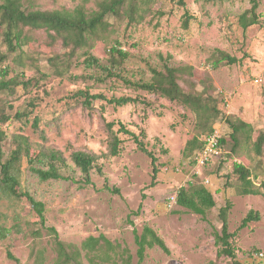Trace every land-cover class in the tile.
I'll return each instance as SVG.
<instances>
[{"label": "rangeland", "instance_id": "1", "mask_svg": "<svg viewBox=\"0 0 264 264\" xmlns=\"http://www.w3.org/2000/svg\"><path fill=\"white\" fill-rule=\"evenodd\" d=\"M98 1H90L86 7L96 10ZM185 2L183 7L177 0H140L132 16H108L107 25L92 42L94 47L77 49L70 59L62 58L69 53L62 40L53 41L45 30L28 31L29 40L17 52H10L0 40V55L8 57L2 65L12 68L9 77L32 80L27 87L23 83L13 85L0 94V111L9 117L0 120V128L7 134L4 159L16 149L15 139L22 136L30 142L33 155L40 148L60 151L68 163L61 172L70 177L42 181L23 155L19 190L44 203L45 225L54 227L64 243L81 250L86 238L103 234L115 246L90 254L81 250V264H230L227 256L217 258L220 246L214 237L221 233L219 214L225 206L229 231L235 232L231 241L237 259L242 264H264V256L260 255H264V197L243 195L244 184L234 173L235 163H241L252 173V187L262 189L264 146L258 152L255 141L264 133V0L258 10L261 24L246 30L239 17L251 7L250 0ZM22 3L28 11L62 10L74 9L82 0ZM186 9L193 15L188 28L184 26ZM116 43L124 45L130 54L123 64L114 65L120 76H107L99 67L86 66L87 52L102 65L110 66L109 48ZM221 52L236 62L223 61L213 68ZM164 64L179 68V83L185 91L201 93L208 97L210 106L217 105L220 113L212 124V115L199 117L180 103L133 85L150 81L151 67L162 69ZM81 90L107 98L138 97L140 101L116 106L97 99L87 107L77 95ZM30 111L29 123L26 117H16L17 113ZM35 116L40 118L38 129L31 124ZM230 120L240 127L238 133L233 134ZM113 121L123 122L137 134L146 133L141 138L157 157L160 169L154 186H149L151 158L129 135L120 134L124 139L121 154H110L107 123ZM212 126L226 138L229 154L196 168L191 164L196 148L187 150L189 141L194 136L202 138ZM79 150L98 157L104 175L94 169V185L83 184L82 173L72 160V154ZM105 178L120 192L105 188ZM206 178L209 184H205ZM190 181L208 188L214 196L216 205L206 209L205 215L178 204L168 206L169 195L182 187L189 188ZM141 202L143 206L135 214ZM250 210L258 211L260 219L241 228ZM0 226L10 230L6 238L0 239V264H17L8 257V251L20 264H56L55 235L40 223L26 198L0 192ZM145 226L164 239L170 254L155 246L147 249L140 262L134 231L142 234Z\"/></svg>", "mask_w": 264, "mask_h": 264}, {"label": "trees", "instance_id": "2", "mask_svg": "<svg viewBox=\"0 0 264 264\" xmlns=\"http://www.w3.org/2000/svg\"><path fill=\"white\" fill-rule=\"evenodd\" d=\"M92 0H82V3L76 6L74 9H62V10H26L23 6L22 0H0V40L3 41L10 52H17L25 42L30 38L28 31L34 30H45L53 41L62 40L63 46L69 50L68 57L62 55L63 60L65 58H71L77 49H81L84 46L89 45L93 48V40L97 36L98 31L107 25V17L110 15L120 16L122 13H127L132 16L134 11L137 10L139 6L138 0H100L98 1V9L89 10L86 7ZM178 3L185 7V0H177ZM261 0H250L251 7L242 13L239 17V23L244 30L248 29L253 25L261 24L260 13L258 12ZM127 9L124 10V7ZM133 18V17H132ZM193 19V15L186 9L184 13V26L189 27V22ZM109 53L111 55V65H102L100 60L95 56L91 55L90 52L85 53L87 58L85 59V64L88 67H99L107 76L118 77L119 73L115 72L113 68L115 64H123L130 56L127 48L121 43H116V45L109 48ZM8 59L6 55H0V94L6 90H10L13 85L22 84L27 87L32 80L27 82L16 80L15 77H9L12 68L9 65H2ZM225 61L228 64H233L236 62L235 58H231L229 54L221 52V57L215 62L213 68H217L218 65ZM66 62V61H65ZM70 65V61L67 63ZM152 78L148 82H138L133 83V85L138 88L145 90L149 93L160 95L163 98L175 101L190 108L197 116L202 115L211 116L212 124L220 113V109L217 105L210 106L207 102L208 97H204L201 93L187 92L185 91L179 83V68L164 64L162 69L156 67H151ZM77 95L82 98V104L87 107H92L93 102L97 99L106 100L110 104H115L116 106H126L128 104H135L140 101L138 97L131 96H121L107 98L103 94H92L89 90L78 91ZM30 112L17 113V118L26 117L27 123L30 122L29 115ZM214 114V115H213ZM9 117L5 116V113L0 111V120H8ZM40 118L35 116L31 124L39 128ZM233 127V134L239 132L240 127L235 125L231 120L229 121ZM242 126H250L248 123H242ZM119 127L115 129V126ZM107 129L110 138V154L113 156H118L121 154L122 145L124 139L120 137V134L129 135V137L137 145V148L147 154L151 158L152 162V180L150 187L157 183V176L160 171L157 164V157L152 151H149L146 144L141 137L146 135L144 131L139 134L130 130L123 122H109L107 123ZM214 126H212L208 132H206L202 138L194 136L188 144V149L195 152L192 155L191 164L195 165L194 158L196 154L203 148L205 140L204 137L209 135L214 131ZM7 138L6 132L0 128V192L14 196L18 199L26 198L28 202L32 205L34 211L37 213L40 223L47 227L55 235L56 243L55 248L57 251V261L56 264H69L71 262L75 264H81L80 257L82 255L81 250L87 252V254L97 252L100 249H104L107 246L108 249L113 250L114 244L105 235L100 234L99 236H89L82 242V249L75 247L71 244H66L59 239L57 230L54 227L46 226V216H45V205L41 201H37L34 196L28 192H22L19 190L20 187V171L19 163L22 160L23 155H25L29 162L30 170L36 174L40 180L48 181L50 179H70L69 176L62 174L61 170L68 166V163L63 156V154L54 149H43L40 148L36 151L35 155L31 154V144L28 139L18 136L15 139L17 143L16 149L13 150L10 157L4 159L3 143ZM222 143L226 148L227 140L223 136ZM264 146V133H260L258 139L255 141V148L258 152L262 150ZM229 152L224 153L222 157H226ZM223 159V158H222ZM72 160L75 165L80 169L83 176L84 185H94L92 180V171L94 169L101 175H104L101 166H98V157L87 151H76L72 154ZM221 160V159H220ZM207 166V165H206ZM234 173L238 174L239 179L244 184L242 194H260L264 197V181L261 183V190L252 187L253 180L251 178V171L247 169L241 163H235ZM198 174V173H197ZM195 173L194 176L197 177ZM189 188L182 187L179 189L177 196V203L182 207H186L197 214L205 215L206 209L213 208L216 205V201L212 192L204 186H195L192 181H190ZM105 188L112 192L119 193L117 187H111L109 185L108 179L105 178ZM145 196L143 195V199ZM143 206V203L139 205L138 214ZM228 207H222L220 209V217L222 220L221 233H215V243L220 246L217 251V258L222 256H227L231 259L230 264H242L236 255L235 248L232 244V238L235 237V232L229 231L228 220H227ZM260 219V213L255 210H250L249 213L243 218L241 223V228H245L250 222ZM10 230L4 226H0V239L6 238ZM135 240L138 245V257L140 262L144 260L146 251L149 248L158 246L167 254H170V248L160 237L155 230L145 226L143 233L138 234L135 230ZM8 257L17 264H20V260L11 252L8 251ZM127 264H131L130 261ZM211 264H215L214 261Z\"/></svg>", "mask_w": 264, "mask_h": 264}, {"label": "built area", "instance_id": "3", "mask_svg": "<svg viewBox=\"0 0 264 264\" xmlns=\"http://www.w3.org/2000/svg\"><path fill=\"white\" fill-rule=\"evenodd\" d=\"M223 135L220 132V129L215 128V130L204 137L205 143L203 148L196 154L194 158V163L196 168H203L204 166L208 165L211 162L218 161L224 157V153H227V149L223 145ZM199 173V171H197ZM205 184L210 183V179H205ZM179 193V189L174 193L170 194L168 197V206L170 208H174L177 205V196ZM260 255L264 256L263 253Z\"/></svg>", "mask_w": 264, "mask_h": 264}]
</instances>
